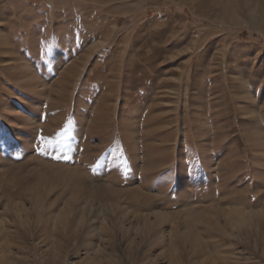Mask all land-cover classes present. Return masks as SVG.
Instances as JSON below:
<instances>
[{
  "label": "rangeland",
  "instance_id": "obj_1",
  "mask_svg": "<svg viewBox=\"0 0 264 264\" xmlns=\"http://www.w3.org/2000/svg\"><path fill=\"white\" fill-rule=\"evenodd\" d=\"M0 264H264V0H0Z\"/></svg>",
  "mask_w": 264,
  "mask_h": 264
},
{
  "label": "snow or ice",
  "instance_id": "obj_2",
  "mask_svg": "<svg viewBox=\"0 0 264 264\" xmlns=\"http://www.w3.org/2000/svg\"><path fill=\"white\" fill-rule=\"evenodd\" d=\"M70 130H71V125H70V122L68 124H66L63 129L58 132L56 134L57 136V139L55 140H50V139H46L44 137H41V142L42 144H45L46 146H49V147H60V146H64L65 145V142L70 134ZM40 151H44V149H40ZM57 159H60L61 157L57 156L56 157ZM64 159H69L70 157L68 156H64L63 157Z\"/></svg>",
  "mask_w": 264,
  "mask_h": 264
}]
</instances>
